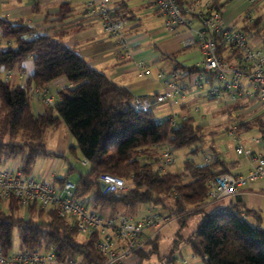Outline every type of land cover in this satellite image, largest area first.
Returning a JSON list of instances; mask_svg holds the SVG:
<instances>
[{"label": "trees", "instance_id": "trees-1", "mask_svg": "<svg viewBox=\"0 0 264 264\" xmlns=\"http://www.w3.org/2000/svg\"><path fill=\"white\" fill-rule=\"evenodd\" d=\"M180 6L190 5L178 0ZM218 11L225 2L212 0ZM72 9L62 4L56 22L71 16ZM118 19L127 17L114 11ZM242 31L249 36L259 34L261 19L249 21L244 17ZM0 68L13 70L33 57L34 72L25 85H11L0 79V168L3 164L19 159V169L24 175L31 173L38 159L58 156L46 148L45 135L50 129L64 123L76 140L70 148L75 155L79 150L89 161L87 173H80L75 181L77 198L87 199L96 213L112 217L116 211L134 214L141 205H161L162 209L189 214L202 212L198 230L187 240L194 256L203 264H264V227L249 220L256 211L235 200L215 212H206L208 182L223 173L228 165L216 158L211 164H198L187 160L180 171L160 174L154 169L160 150L170 145L174 152L194 146V153L203 149L202 127L192 117L177 125L172 120H159L151 109L134 104V95L126 87L116 84L103 72L95 69L78 52L49 34H37L25 21L0 17ZM219 53L230 60V50L219 38ZM185 48V47H184ZM175 56V55H174ZM176 68L198 71L197 66ZM175 68V69H176ZM64 77L69 85L58 94L53 105L36 115L33 111L30 89H46L54 80ZM264 129V121L252 119L241 123L237 132ZM218 153V150L211 146ZM76 171L70 166L55 183L63 184ZM110 173L123 177L128 190L104 194L98 177ZM173 199V204L166 202ZM21 202L11 198L6 205L0 200V250L5 254L13 248L14 230L20 238V250L51 248L60 263L78 260L81 263L100 262L103 257L96 245L99 232L78 240L76 223L62 218L54 209L33 205L23 216ZM156 246L154 239L147 245ZM144 253V255H142ZM136 254L142 259L149 255L141 247ZM141 259L136 263L140 264ZM175 263L174 258L168 259Z\"/></svg>", "mask_w": 264, "mask_h": 264}, {"label": "built area", "instance_id": "built-area-1", "mask_svg": "<svg viewBox=\"0 0 264 264\" xmlns=\"http://www.w3.org/2000/svg\"><path fill=\"white\" fill-rule=\"evenodd\" d=\"M142 1L165 17L164 28L167 33L174 36L186 33L182 41L183 47H199L203 54V60L197 65L198 71L195 73L190 74L180 68L169 73L163 70L159 72L164 90L156 96V103H170L176 98L185 99L190 93L202 92L213 100L237 103L239 100L249 99L264 104V49L252 44L250 36L242 30L227 27L223 11H218L212 3H207L202 10L195 2L182 8L178 0ZM247 1L251 8L244 17L253 21V11L261 0ZM92 6L90 14L99 16L104 32L115 38L120 55L130 57L127 21L114 16L109 0H94ZM194 20H198L199 26H194ZM219 38L230 50V60L224 59L219 53ZM136 65L141 71L147 70L144 61L136 62ZM11 74L12 71L7 70V76ZM243 78L248 80V86L242 82ZM46 92L47 89H30L32 99L53 105L54 96L47 95ZM150 106L145 102L138 104L139 108L145 110L150 109ZM185 119L186 116L179 117L176 114L171 117L173 125ZM229 135L236 142V154L252 158L254 167L246 175L223 173L211 179L208 182V204L225 198H236L241 189L264 178V129L258 137L252 139L254 144L261 147L258 154L243 144L235 125L230 129ZM218 157V153L209 152L204 155L203 162L211 164ZM174 163V151L167 144L161 148L154 162V169L164 174ZM83 164L89 165V161L84 160ZM98 181L104 184V194L128 190L125 179L114 174H100ZM75 188V182L70 179L63 184L51 183L24 175L19 168H0V200L3 205L11 198H17L27 211L33 205L47 210L54 209L60 217L74 221L79 232L86 235L99 232L101 238L96 247L103 260L98 263H81L78 260L60 263L54 250L45 247L9 254L0 250V264H126L151 239H144V232L148 228L157 229L180 213L159 209L150 204L148 215L142 218H135L121 211H116L112 217H105L91 210L86 199L77 198ZM189 261L182 259L180 264H189Z\"/></svg>", "mask_w": 264, "mask_h": 264}, {"label": "crops", "instance_id": "crops-1", "mask_svg": "<svg viewBox=\"0 0 264 264\" xmlns=\"http://www.w3.org/2000/svg\"><path fill=\"white\" fill-rule=\"evenodd\" d=\"M187 2H195L204 10L207 3H212V0H187ZM220 2H225L223 13L226 26L242 30L245 25L244 15L251 8L249 2L247 0H220ZM64 3L70 5L71 16L61 23L56 22V15ZM93 3L94 0H0V17L13 21L23 20L35 29V33L49 34L76 50L89 65L103 72L116 84L128 88L135 97L134 104L136 106L140 102L150 104V109L159 120L170 119L173 114H176L179 117L194 118L195 122L202 128L210 125L209 121L200 114H198L197 120V113L193 114L190 109L187 110L189 107L188 100L192 98L191 95L194 93L185 99L176 98L170 103H156V96L164 90V83L159 77L161 70L169 73L177 65L197 66L203 60V54L199 47H183L182 41L186 33L179 36L167 33L164 28L165 17L153 11L142 0H109V7L126 16L128 20L126 35L129 40L131 56L124 57L118 51L115 38L104 32L99 16L90 14ZM254 11L258 12L254 19H261L259 26L261 32L259 34L251 33L249 35L250 41L255 46L264 49V0L257 3ZM194 26H199L198 20H194ZM30 58L32 59L24 61L20 67L11 70L12 74L9 77L7 70L1 67L0 79L14 86L25 85L29 76L34 72L33 57ZM140 61L146 63V71H141L136 65V62ZM248 84L244 83L246 86ZM68 85V81L64 77H60L48 85L46 94L53 95L56 102L59 99V92ZM242 101L246 102L247 106L226 101V105H229L227 114L230 129L234 125L237 128L241 123L252 119L264 121L263 103L249 99ZM32 106L36 115L43 114L47 108V104L39 99H33ZM251 131H255V133L241 131L239 134H244L241 141L246 147H251L258 154L261 152V147L254 144L252 139L258 137L261 130L256 128ZM49 139L54 143L52 144L54 150H50V152H54L58 156L46 157L53 159L48 161L45 158L37 171L38 176L31 177L49 182L53 180L51 183H55V179L64 177L69 167L72 166L70 165L65 172L71 153L70 148L75 146L76 140L64 123L59 128L50 129L46 132V148ZM232 141L234 142V140ZM217 150L221 162L228 165L229 173L246 175L254 167L252 158L236 154L235 142L233 144L225 140L221 141ZM2 166L18 168L19 159L9 161ZM236 201L246 208L256 211L257 215L249 218V220L251 219L252 223H256L257 217H259V223L264 227V178L241 189ZM231 202L223 199L207 204L204 209L206 212H215ZM22 209L27 214L28 211ZM137 215L141 216L142 212L139 210ZM137 261L138 258L134 256L128 260L127 264H136Z\"/></svg>", "mask_w": 264, "mask_h": 264}, {"label": "rangeland", "instance_id": "rangeland-1", "mask_svg": "<svg viewBox=\"0 0 264 264\" xmlns=\"http://www.w3.org/2000/svg\"><path fill=\"white\" fill-rule=\"evenodd\" d=\"M248 12V11H247ZM246 12V13H247ZM245 13V14H246ZM258 15V12L253 11V16L256 17ZM6 43L5 41H2L0 43V47H5ZM32 58H27L25 61H29ZM243 83H248V80L243 78ZM194 94L190 93L187 95L192 96L190 100H188L189 107L187 108L191 110L193 114L197 113L198 120V114H200L202 117L207 119L209 121L208 126H205L202 128V133L204 134V142H203V149L200 153H194L193 149L194 146L185 147L183 149H180L176 152H174L175 156V163L169 168V171H180L183 169L184 163L187 160H194L198 164L204 163V155L209 152H214L211 149V146H213L215 149L219 148V144L221 141H227L232 142L234 144L235 140L232 136L229 135V116L227 114V108L229 105H226L225 100H213L202 92H193ZM196 95V96H193ZM243 105L244 107L247 106L246 102H243L242 100H239L237 102V105ZM228 127V128H227ZM255 133V131H248L247 133ZM238 133V132H237ZM239 134V133H238ZM241 140H243L242 135L239 134ZM234 140V142L232 141ZM53 141L49 139L47 141V150H54L53 149ZM236 144V142H235ZM76 145V144H75ZM69 162H65L66 164V170L70 165L74 166L76 168V171H74L70 178L75 182L80 173H87L89 170V166L83 164L84 158L82 157V154L79 150H76V154L70 153L69 155ZM46 157H42L37 161L31 176H38L37 171L40 169V165L42 161ZM48 161H51L53 158H46ZM11 163V162H10ZM11 165V164H10ZM1 168H4V166H1ZM46 170V167L44 168ZM44 169H41L42 171ZM53 180H51L52 182ZM236 198H225L227 202H230L231 200H235ZM87 200V199H86ZM166 202L168 204H173V199L167 198ZM162 206L159 205L157 208H161ZM92 210V208L90 207ZM150 209V204H143L139 207V209L134 213L131 214L133 217L142 218L148 215ZM142 212L141 216H138V211ZM167 211H171L166 209ZM23 216H25V212L21 213ZM203 213L202 212H192L186 215L183 211H180V213L166 224L161 225L159 228H148L144 232V238H152L156 242V246H152L151 244H146L144 246L145 252L149 255L148 257H143L142 259L139 257V255L135 254V256L138 258V261L141 259L140 264H172L168 262V259L174 258L175 263H181L182 259H188L190 260L189 264H196L197 262L199 264H203L200 257H194L191 247L187 240L198 230V227L202 221ZM251 221V220H250ZM254 224V223H253ZM78 240L83 242L86 240V234L79 232L78 234ZM20 251V238L19 233L17 229L14 230V240H13V248L11 252H18ZM144 255V253H142ZM137 261V262H138ZM127 264V263H126Z\"/></svg>", "mask_w": 264, "mask_h": 264}, {"label": "water", "instance_id": "water-1", "mask_svg": "<svg viewBox=\"0 0 264 264\" xmlns=\"http://www.w3.org/2000/svg\"><path fill=\"white\" fill-rule=\"evenodd\" d=\"M100 187H101V189H103V188H104V184H103V183H101V184H100Z\"/></svg>", "mask_w": 264, "mask_h": 264}]
</instances>
